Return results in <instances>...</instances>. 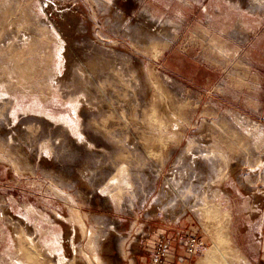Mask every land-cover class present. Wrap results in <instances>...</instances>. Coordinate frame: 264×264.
<instances>
[{"label":"rangeland","instance_id":"obj_1","mask_svg":"<svg viewBox=\"0 0 264 264\" xmlns=\"http://www.w3.org/2000/svg\"><path fill=\"white\" fill-rule=\"evenodd\" d=\"M264 264V0H0V264Z\"/></svg>","mask_w":264,"mask_h":264},{"label":"built area","instance_id":"obj_2","mask_svg":"<svg viewBox=\"0 0 264 264\" xmlns=\"http://www.w3.org/2000/svg\"><path fill=\"white\" fill-rule=\"evenodd\" d=\"M183 246L185 248V256H179V258L184 262V264H187L188 257L194 256L204 244V241L202 240L201 236L197 234H190L186 239L182 240Z\"/></svg>","mask_w":264,"mask_h":264},{"label":"crops","instance_id":"obj_3","mask_svg":"<svg viewBox=\"0 0 264 264\" xmlns=\"http://www.w3.org/2000/svg\"><path fill=\"white\" fill-rule=\"evenodd\" d=\"M190 234H198L197 230H189Z\"/></svg>","mask_w":264,"mask_h":264}]
</instances>
